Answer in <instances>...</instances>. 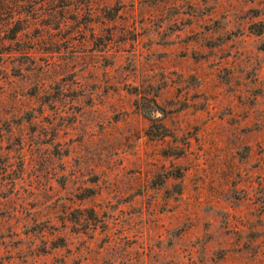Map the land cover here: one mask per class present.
<instances>
[{"label":"rangeland","instance_id":"rangeland-1","mask_svg":"<svg viewBox=\"0 0 264 264\" xmlns=\"http://www.w3.org/2000/svg\"><path fill=\"white\" fill-rule=\"evenodd\" d=\"M0 264H264V0H0Z\"/></svg>","mask_w":264,"mask_h":264}]
</instances>
